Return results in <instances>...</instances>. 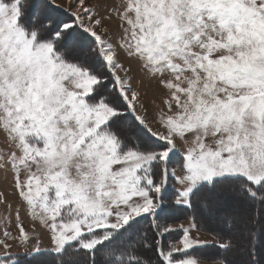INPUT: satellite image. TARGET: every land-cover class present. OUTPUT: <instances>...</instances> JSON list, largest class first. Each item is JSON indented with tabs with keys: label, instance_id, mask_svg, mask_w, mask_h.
<instances>
[{
	"label": "snow or ice",
	"instance_id": "snow-or-ice-1",
	"mask_svg": "<svg viewBox=\"0 0 264 264\" xmlns=\"http://www.w3.org/2000/svg\"><path fill=\"white\" fill-rule=\"evenodd\" d=\"M74 3L53 21L0 0V171L36 217L3 231L0 264H20L10 250L29 245V264H146L148 251L205 264L209 247L212 264H233V231L251 243L259 221L230 201L264 204V0H112L107 20ZM122 56L160 78L155 124ZM213 215L229 227L209 242L197 233Z\"/></svg>",
	"mask_w": 264,
	"mask_h": 264
},
{
	"label": "rangeland",
	"instance_id": "rangeland-1",
	"mask_svg": "<svg viewBox=\"0 0 264 264\" xmlns=\"http://www.w3.org/2000/svg\"><path fill=\"white\" fill-rule=\"evenodd\" d=\"M41 0L38 1V3ZM54 5L59 6L61 9L69 8L70 6L73 8V10L76 9V5L74 3V0H51ZM33 1H30L28 3V8L32 9V3ZM37 1L33 3V6H36ZM112 4V0H85V5L88 7H93L95 10H98L100 15L103 16L106 20L109 15V13L112 11L111 7L109 5ZM37 16L35 15L34 18ZM105 28H110L112 31V36L109 37V39H116V33L118 32V29L116 27V19L113 18L110 24H105ZM121 62L126 65L127 68L130 69V72L128 75L131 77L130 83L132 84L133 88L137 91H139L143 97L142 103L147 108V112H145L144 108L140 109L139 114H146L149 117V120L155 124L156 121L153 119L154 116H159L158 106L161 104V96H162V88L159 84V76L154 75L150 71L146 70L143 65L136 60H130L124 56L121 57ZM121 75L123 76L124 73L121 72ZM166 99V97H165ZM162 130V129H161ZM5 145V138L3 135H0V150H6L4 148ZM181 147H186L185 145H181ZM174 190L178 188L179 186L175 184V182L171 186ZM230 210L239 211L243 208L246 209L247 215L249 217H253V210L249 209L244 202L242 201L241 197L236 196V199L230 201L229 204ZM244 209V210H245ZM206 211V210H205ZM19 212L20 215L17 216L16 213ZM215 218V215H213ZM33 221H36V217H34L30 210L26 208H22L20 206V203L17 198L16 191L13 186V177L9 173H5L3 171H0V238L2 237V233L5 229L12 232L13 234H16V225L17 224H23L25 228L31 227ZM261 225H264V213L261 215ZM215 222H217L215 218ZM173 227H176L180 224H183L185 227L188 226L187 220H177L175 222L171 223ZM221 227H224L226 225H220ZM264 229V226H263ZM264 232V230L262 231ZM201 238L208 240L209 242L211 239L209 237V233L200 231L197 233ZM237 236V245L241 255H239L236 251L230 253L231 256L238 257L237 260H234V264H255L253 259L250 255V246L252 244L249 243L247 239V232H245L244 238H240V233L236 231L234 234ZM263 237V239H262ZM41 246H47V241L45 238L41 237ZM263 240L264 242V234L260 238L261 243ZM178 242V240L174 241ZM173 243V242H172ZM264 246V245H263ZM31 245H29L28 249H25L24 247H13L10 251L19 253L20 258H30L24 255L25 251L30 250ZM4 250L0 248V253H2ZM264 253V249L260 250ZM22 260V259H21ZM205 264H212L213 261L204 260Z\"/></svg>",
	"mask_w": 264,
	"mask_h": 264
},
{
	"label": "trees",
	"instance_id": "trees-1",
	"mask_svg": "<svg viewBox=\"0 0 264 264\" xmlns=\"http://www.w3.org/2000/svg\"><path fill=\"white\" fill-rule=\"evenodd\" d=\"M30 1H33V0H27V5H28V3H30ZM35 1H37V3H38L39 0H34V2ZM48 2H49V0H41L36 6H33V3H32L31 4L32 9H29L27 7L26 8V14H34V17H35V15L37 17H39L44 12H46L47 15L49 17H51V19L53 21L63 20L67 17V15H68L67 12H65L60 7H49ZM51 4L54 5V3L52 1H51ZM80 39H81V42L84 44L85 49H86L87 45L90 43V38L88 37V35L86 33H84L80 36ZM173 183L174 182H172V184ZM173 191H174V189L172 187H170L169 192L171 193ZM258 195H264V194H258ZM236 196L241 197L239 194H237ZM241 199L249 209L253 210V214L255 216L256 221H259L255 225V235H254V238L252 240V244L250 246V251L254 254V255H251V258L253 259L255 264H264V253L262 251H260V250L264 249V246H263L264 242L262 240V242L259 243L261 236H263V234H264V232H262L264 229H263V226L261 225V221H260L261 215L264 213V204H261L259 201L253 203V202L248 201L242 197H241ZM244 209L245 208H243L242 210H244ZM171 214L177 217V219L171 221V223L175 222L177 220H189L192 216L199 217L200 208L197 207L194 209L187 210L185 212L176 211V212H173ZM205 215H207V211H205ZM201 223H202L201 231H204V232H207L211 235H214L215 237H217L219 239V236L221 235V233L219 232V228L221 226L220 225H219V227L217 226V222H215V218L213 216L211 217L210 223H205L202 218H201ZM228 227L229 226H224L223 228L227 229ZM141 228H143L147 232L148 237H149V242H151L153 232H152V229L150 228V219L143 221ZM236 231L239 232L238 229H235L233 231V234H235ZM178 235L179 234H170V235L166 236L164 238V243L168 244V243H172V242L178 240ZM262 239H263V237H262ZM235 243H236L235 251L237 252V251H239V249H238L239 244L237 245V241ZM220 251L222 253V250H220ZM216 253H217V249L215 247H209V248L203 249L199 253V255H201L203 257V259L214 260L216 257ZM237 253L239 255H241V251H240V253L239 252H237ZM20 257H22V256H20ZM237 258L238 257H236L234 255L231 256L229 254V259L233 262V264H234V260L235 259L237 260ZM30 259L31 258H20V264H29ZM160 259L161 258H158L154 254V252H152V251H148L145 254L146 264L148 261H150V264H160ZM97 260L100 261L101 258L99 256H97Z\"/></svg>",
	"mask_w": 264,
	"mask_h": 264
},
{
	"label": "crops",
	"instance_id": "crops-1",
	"mask_svg": "<svg viewBox=\"0 0 264 264\" xmlns=\"http://www.w3.org/2000/svg\"><path fill=\"white\" fill-rule=\"evenodd\" d=\"M187 221H189V220H187ZM209 237H211V239H216V240H218V238L217 237H215L214 235H209ZM212 241H214V240H211L210 242H212ZM204 260H208V259H204ZM209 261H213V260H209Z\"/></svg>",
	"mask_w": 264,
	"mask_h": 264
},
{
	"label": "bare ground",
	"instance_id": "bare-ground-1",
	"mask_svg": "<svg viewBox=\"0 0 264 264\" xmlns=\"http://www.w3.org/2000/svg\"><path fill=\"white\" fill-rule=\"evenodd\" d=\"M240 211V210H239Z\"/></svg>",
	"mask_w": 264,
	"mask_h": 264
}]
</instances>
